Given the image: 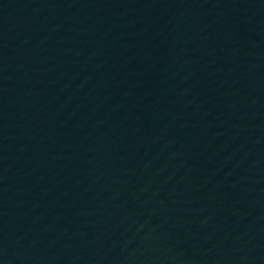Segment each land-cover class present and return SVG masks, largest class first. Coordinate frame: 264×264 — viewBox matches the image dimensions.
<instances>
[{"label":"water","instance_id":"obj_1","mask_svg":"<svg viewBox=\"0 0 264 264\" xmlns=\"http://www.w3.org/2000/svg\"><path fill=\"white\" fill-rule=\"evenodd\" d=\"M0 264H264V0H0Z\"/></svg>","mask_w":264,"mask_h":264}]
</instances>
